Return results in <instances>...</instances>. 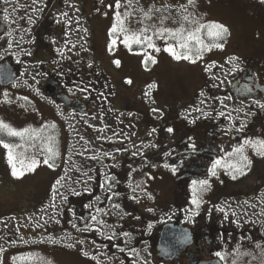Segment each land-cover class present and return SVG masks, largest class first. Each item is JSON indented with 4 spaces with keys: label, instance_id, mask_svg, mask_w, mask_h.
<instances>
[{
    "label": "rangeland",
    "instance_id": "1",
    "mask_svg": "<svg viewBox=\"0 0 264 264\" xmlns=\"http://www.w3.org/2000/svg\"><path fill=\"white\" fill-rule=\"evenodd\" d=\"M182 5L187 6L186 12ZM82 6L85 13L90 12L93 6L98 10L96 16H82V45L80 40L77 43L82 51L75 46V37L70 36L62 38L67 47L71 45L69 51H59L56 52L59 56L48 57L49 52L42 49L39 55L46 60L39 57V62H31L32 53L22 48L8 53L19 66L20 78L11 86L0 85V121L17 131L28 129L29 132L21 138L9 136L6 130H2L0 141L17 146L18 170H22L21 160L24 165L36 161V166L24 171L23 175L13 176L7 149L0 144V264H157L147 254L144 255L145 261L134 259L126 263L123 255L110 251L111 247L82 246V222L75 214L82 198L75 202L68 200L78 194L81 197L82 173L86 174L82 170V162L86 157L94 158L104 149L93 153L98 142L95 137L105 138L106 135L119 138L120 154L129 148L131 152L134 150L132 156H137L152 139L147 130L149 122L179 106L188 123L200 117L211 108L203 96L209 87H222L236 68L264 54V0H195L193 5H189L188 0H131L130 3L129 0H120L119 7L116 0H82ZM149 9L152 10L150 18H145L143 13ZM125 12L131 13L125 21L126 27L131 32L149 28L146 34L153 37V43L160 51L148 48L146 44L125 46L119 29L110 36V29L116 23V13L123 18ZM183 15H189L190 19L202 24L216 22L228 29L227 35L219 39L202 29L199 38L207 50L199 54V59L194 55V63L175 60L164 50L175 41L154 34L161 27V17H168L163 21V27L176 29L183 24L191 31L195 25L184 21ZM50 39L45 37L43 40L48 42ZM112 40L116 42L110 49ZM217 43L223 47H215ZM76 48L77 51H72ZM1 50L0 54L4 53ZM146 55L156 62L148 60L145 66ZM117 60L120 62L118 66L114 63ZM94 70L97 74L94 72L89 76L86 73L89 71L91 74ZM81 73L87 82L83 83L86 92L83 96L81 93V98L92 102V113L88 116L82 115L84 107L77 114L51 108L50 101L40 97L34 85L27 83L35 82L37 78L57 76L74 90L82 86L79 82L73 84L70 78L75 80ZM192 95L198 96L197 99H191ZM185 101H190V104L183 103ZM221 102L226 111H231L226 116L231 123L250 111L248 102H236L232 98ZM252 105L255 109L262 108L263 114V122H256L261 132L252 137L253 142L264 141V107H261L264 98L260 102H252ZM235 108L238 109L236 113ZM154 125L152 122L151 127ZM84 146L85 152H82ZM247 154L257 157L259 166L264 168V156L258 155L253 145ZM45 160H48L47 164ZM110 166L117 169L118 164L101 165L103 171L99 173H104ZM146 173L148 188L152 191L153 181L158 179L152 178L155 173L153 167H147ZM85 182L89 186L92 180L86 179ZM143 182L146 185L144 179ZM161 190L167 196V181L162 183ZM139 195L146 198L142 192ZM157 197L153 193V198ZM259 199L260 203L254 201L236 215V207L228 208L223 202L214 206L216 212L222 209L229 212L235 223L229 226L225 221L223 230L229 232L220 234L223 241L220 249L215 247L200 255L216 257L223 264H264V196ZM148 200H151L150 195ZM191 208L192 213L199 210L198 205ZM251 208L258 209V214L252 213ZM156 210L148 209L146 215L159 218L160 211ZM106 214V217L103 215L101 233L104 237H111L112 228L105 226L111 224V215ZM63 220L71 227L64 237L53 238L44 233L48 227L59 228ZM230 228L235 234L230 232ZM217 252L222 258L215 255Z\"/></svg>",
    "mask_w": 264,
    "mask_h": 264
},
{
    "label": "flooded vegetation",
    "instance_id": "2",
    "mask_svg": "<svg viewBox=\"0 0 264 264\" xmlns=\"http://www.w3.org/2000/svg\"><path fill=\"white\" fill-rule=\"evenodd\" d=\"M83 7L82 0H0V50L2 49L1 53L5 52L0 54V65L10 63L16 69L18 80L19 66L8 54L16 48L32 52L31 62H39V57L45 59L39 55L42 49L49 52L48 57L59 56L56 53L59 51H69L71 45L67 47L62 38L73 36L75 46L78 51H82L77 45L82 38V16L88 14L90 18V14H98L94 6L86 13ZM45 37H50V41L44 42ZM53 38L56 40H52ZM80 44L82 45V40ZM75 50L77 48L72 51ZM82 74L84 73L78 74L75 80L70 78L73 84L81 83L82 88L74 90H71L67 81L63 82L62 77L57 76L37 78L34 79L35 82L27 83L34 85L40 97L50 101L51 108H62L77 114L84 107L82 115L88 116L92 113V102L81 98V93L83 96L85 90L83 82H86ZM263 80L264 54H261L236 68L222 87L207 89L203 96L206 97V104H211V108L200 117L188 123L179 106L156 121L153 120V127L152 122H149L147 130L152 139L148 147L137 156H132L134 150L131 152L129 148H126L124 154H120L121 144L115 135V139L109 135L105 138L97 136L98 142L93 153L104 149L94 158L89 156L82 162V170L86 173H82V203L77 204L75 211L82 222V246L111 247L110 251L123 255L126 263L134 259L145 261V254L157 264H198L202 260L215 259L216 257L202 255L206 250L221 248L223 241L220 234L229 232L223 230L225 221L231 226L235 219L224 209L216 212L213 207L223 202L228 208L236 207V215V212L242 211L252 202L260 203L259 197L264 196V168L259 166L257 157L248 156L247 150L250 151L252 145L244 143L246 140L254 141L261 132L256 122H263L262 108L255 109L252 102L263 100ZM197 97L192 95L191 99ZM225 98L248 102L249 113L231 123L226 118L231 111H226L221 102ZM183 103L190 104V101ZM195 104L198 105V102ZM237 110L235 108V113ZM169 128L173 131L169 132ZM236 148H242V153H234ZM82 152H85V146ZM241 155L246 156L251 164L247 166L245 175L233 179L230 165L244 164L240 159ZM218 160L221 163L215 168L216 175H211L209 169ZM113 163L118 164L119 168L110 166L104 173H99L100 170L103 171L101 165ZM147 167L154 168L152 178L158 179L153 181L152 191L147 184ZM142 173L145 175L141 178ZM86 179L92 180L89 186ZM202 180L208 181L203 189L199 184ZM164 181L169 184L167 196L161 190ZM193 181L197 183L194 185ZM194 189L199 210L192 213V205H197L192 203ZM139 192L144 193L146 198L139 195ZM152 192L158 196L156 199ZM149 195L151 200H148ZM68 200L78 201L73 196ZM148 209H158L156 211H160L159 218L146 215ZM251 211L258 214L256 208H251ZM64 212L66 214L67 210ZM106 212L111 215V224H105L112 228L111 237H104L101 233L103 215L106 217ZM168 223L188 228L193 237L192 244L171 260L164 259L157 250L161 229ZM58 227H48L44 233L53 238H61L71 230L64 220ZM229 230L235 234L234 230ZM251 232L258 234L257 231ZM199 246H202L201 250L198 249Z\"/></svg>",
    "mask_w": 264,
    "mask_h": 264
},
{
    "label": "snow or ice",
    "instance_id": "3",
    "mask_svg": "<svg viewBox=\"0 0 264 264\" xmlns=\"http://www.w3.org/2000/svg\"><path fill=\"white\" fill-rule=\"evenodd\" d=\"M131 0H129V3ZM195 3V0H188L189 5H193ZM116 6H120V0H116ZM181 8L186 12L187 11V6L182 5ZM151 9H149L147 12H144L143 15L145 18H150L151 14ZM156 11H160V9H157ZM131 15L129 12L124 13V17L122 18L119 13H116L115 19L116 23L113 24L112 29H110V36L119 29L120 34L123 35V43L127 47H131L132 44H146L148 48H153L155 51H160L159 48L156 47V45L153 43V37L147 35L146 33L149 31V28H143L139 32H131L127 27H126V19L127 17ZM168 17H161V27L155 30L154 34L157 37H163V38H172L175 41V44H168L165 47V51L169 52L170 55L175 60H188L190 62H195V59H199L203 51L207 50V46L203 44V42L199 38V34L202 29L207 30L208 35L219 39L227 35L228 29L219 23L216 22H209L207 24H202L198 20L190 19L189 15H183L182 19L190 24L195 25V27L189 31L187 30L183 24L179 28L176 29H169L166 27H163V21L166 20ZM7 19V17H5ZM115 40H112L110 42L109 48L111 49L112 45L115 44ZM194 42V44H193ZM198 46V47H197ZM215 47L222 48L223 44H215ZM195 47V53L193 52V48ZM195 55V59H194ZM235 59V58H233ZM151 60L152 63H155V59L151 56H145V66H147V61ZM117 66L119 65V61H114ZM130 82V81H129ZM151 87H155V85H152ZM261 107H264V105H261ZM155 111V109H154ZM6 130L7 134L9 136H19L23 138L28 132V129H24L22 131H17L15 129H12L9 125L4 124L2 121H0V131ZM169 132H172L173 129L169 128ZM245 144H251L255 148L256 152L258 155L264 156V141H251V140H246L244 142ZM0 144L3 145L5 149H7V159L8 163L12 168V175L13 176H19L23 175V172L26 170H32L36 166V161H32L31 164L24 165L23 161H20L21 168L22 170H18L16 166V160H17V154L15 153V148L17 146L10 145L3 143V141H0ZM51 152L52 150L49 149ZM243 149L242 148H236L234 149V153H242ZM240 159L244 162V164H232L230 167L233 170V179H237L239 176H243L246 174V168L248 165L251 164V161L248 160L246 156L241 155ZM45 164L48 163V160L44 161ZM221 162L218 160L214 162L212 168L209 169V172L211 175H216L215 168L218 164ZM51 167V165H49ZM175 171V169H173ZM197 182L193 181V184L195 185ZM199 184L201 185V188L203 189L204 186H207L208 181L207 180H202L199 181ZM193 204H199V201L195 198V189H194V198L192 200ZM95 219V217H93ZM216 256L221 257V253L217 252L215 253Z\"/></svg>",
    "mask_w": 264,
    "mask_h": 264
},
{
    "label": "water",
    "instance_id": "4",
    "mask_svg": "<svg viewBox=\"0 0 264 264\" xmlns=\"http://www.w3.org/2000/svg\"><path fill=\"white\" fill-rule=\"evenodd\" d=\"M15 80V69L10 64L0 66V85L6 86ZM193 237L190 230L177 224H165L160 232L157 250L164 259H172L187 246L191 245ZM198 264H222L219 259L202 260Z\"/></svg>",
    "mask_w": 264,
    "mask_h": 264
},
{
    "label": "trees",
    "instance_id": "5",
    "mask_svg": "<svg viewBox=\"0 0 264 264\" xmlns=\"http://www.w3.org/2000/svg\"><path fill=\"white\" fill-rule=\"evenodd\" d=\"M78 198H82V197H77L76 199H78Z\"/></svg>",
    "mask_w": 264,
    "mask_h": 264
}]
</instances>
